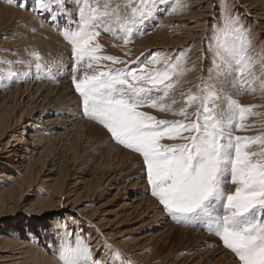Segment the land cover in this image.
<instances>
[{
  "label": "snow or ice",
  "instance_id": "snow-or-ice-1",
  "mask_svg": "<svg viewBox=\"0 0 264 264\" xmlns=\"http://www.w3.org/2000/svg\"><path fill=\"white\" fill-rule=\"evenodd\" d=\"M15 2L48 13L53 20L67 17L66 26L58 30L71 45V80L80 97L81 118L97 122L112 141L141 157L149 194L162 210L176 223L203 227L217 236L238 264H264V136L236 135L250 127L249 117L258 115L253 111L257 105H242L238 97L264 93V50L249 54L250 30L239 16L222 11V23L209 44L216 74L198 93L181 92L180 103L175 89L194 70L186 67L184 50L175 57L156 50L143 60L128 61L102 54L98 37L103 32L128 45L145 34L141 26L162 5L167 4L171 15L182 12L183 0H78L75 19L64 0ZM29 55L33 59L28 61L0 58V63H25L30 69L34 64V72L0 68L5 87L22 79L51 77V65L41 54L32 50ZM118 64L125 66L115 67ZM145 109L180 119L158 118ZM61 231L57 249L61 264H104L101 257H94L75 218ZM104 243L113 253L111 264H125L121 251Z\"/></svg>",
  "mask_w": 264,
  "mask_h": 264
},
{
  "label": "rangeland",
  "instance_id": "rangeland-1",
  "mask_svg": "<svg viewBox=\"0 0 264 264\" xmlns=\"http://www.w3.org/2000/svg\"><path fill=\"white\" fill-rule=\"evenodd\" d=\"M256 1L257 3H255ZM68 2L71 3V5H77V3L72 2V0H64V6L66 8L69 6ZM29 3H31V0H29ZM183 5L182 12L178 11L171 15L167 14V4L162 5L159 12H157L151 19L147 20L141 26V31L145 34L139 35L128 45H124L122 40H115L110 35L103 32L101 33V36L98 37L99 43L103 45L102 54L117 56L128 61L136 60L137 57H140V59L143 60L146 56L151 55V53L156 50H163L164 54H166L168 57H175L178 51L184 50L187 58L186 67L188 69L194 70L188 71L175 89L176 98L180 103L183 102L180 96L181 92L185 94L189 93V91H191L193 94L198 93L200 86H202L205 82L211 83L212 78L216 74V68L214 66L215 55L214 52L209 48V44L214 43L212 39L213 33L216 31L217 25L222 23V11L227 10L234 15H238L243 26L250 30L252 41V47L249 49L250 55L261 53V50H264V20H262L264 19V2L261 0H183ZM30 8L31 7H18L15 0L12 3H9L8 0H0V58H7L8 60L12 61H28L33 59L29 55V51H38L44 58V61L51 65V77H54L56 82H53L51 77L45 78L41 76L40 78H30L27 82L22 79L13 87H5L4 85L7 83V80L0 81V101L4 99L3 95L6 93H14L16 100L23 98L26 92L23 90L32 84H37L40 87H43L44 90L51 88L59 89L58 93H53L51 95L52 98L50 101L44 105L43 109L47 115L41 120H44V122L53 121L54 125L59 127V125L64 124V122L61 121L64 118L58 117L55 111L62 112L63 108L67 106H75L79 111L81 110L80 97L78 93H76L71 80V45H69L66 41L64 43V41L60 39V37L62 39L64 38L60 31H58L57 25H53L55 28L53 30L54 34L51 37H48L47 35L39 37L31 33V31L34 29V26L28 23V19L25 16L29 10L31 11L32 15H34L35 12L32 10V8ZM206 12L208 18L205 16ZM255 14H259L260 19L256 20ZM76 16L74 17L76 18ZM165 17L168 18V20L161 23V20ZM51 18L47 17V19L44 20ZM34 19L37 22L39 21L38 18ZM198 24H203V26L190 29L192 25ZM59 29H62V27H59ZM197 29L199 31H196ZM189 36L190 39L187 40V37ZM163 38L168 40L163 43ZM170 42L175 43H171L169 46L168 44ZM142 53L143 55H141ZM61 62L63 67L60 66ZM124 66L125 65L121 64L115 65V67ZM156 67H162V65H157ZM0 68H12L19 72H34V64L30 69L25 63H15L11 65L0 63ZM256 70L259 71L258 66ZM62 78H67L66 81H70L73 86V93L69 100L64 99L67 96L66 93H60L62 88L65 87L59 83ZM35 90V87H33L31 92L35 93ZM46 94L47 93H44V95ZM238 98L242 105H257L258 107L254 108L253 111L258 113V115L249 117L246 123L250 127L243 131H237L236 135L250 137L264 136V93L257 91L255 93L249 94L245 92L240 94ZM28 100L29 98L27 97L26 101ZM176 107H179V103L176 105ZM26 108V102H21L18 110L19 112H16L13 116L5 117L4 122L0 123V134L5 132V129L7 128L14 129L13 131H22L21 129L26 127L27 131H30L35 128L33 124L41 126L39 123L40 117L37 114L34 116L30 114V116L25 117L21 122H19L20 116L22 115L23 111L26 110ZM3 109L4 108L1 106L0 102V114L3 113ZM145 110L157 115L158 118L180 119V117L173 116L170 113H159L152 109ZM193 110L194 109L192 108L189 109V111ZM28 113H31V110L27 111V114ZM14 120L15 122H13ZM82 120L84 121L83 123L88 131L94 127L100 128V131H98L96 134L97 139L96 143L94 144L96 147H91L88 150L87 154L83 158V162L88 160L90 165L94 164L97 159L98 151L106 147L107 142L111 143L112 145L114 143L117 146L119 156L122 160L119 166L131 171L130 175H128L127 178H124L125 182L118 186L117 189H110L106 194H104L102 199L97 197L93 198L94 200H88L85 205L92 208L94 211L101 210L103 207H109V209L118 211L121 206L124 207L122 210L126 211L132 208V206L138 202L154 206V217L150 215L152 217L150 219L151 222L146 228L142 226V222L136 219L134 220L132 217L128 219L125 217L126 215L124 216L125 218L123 223L116 224L114 226L118 229V231H120L123 243L126 241L128 243L144 244L145 261H140V258L135 256L134 253L127 251L121 244V241H116L115 235L108 236V234L104 232L102 237V246L100 245L97 247L99 248V252L96 251L94 253L96 248H92L94 257L102 258V255L106 253L107 256L112 260V251L106 249L105 246L103 248V245H105L104 242L107 241V243L112 245L113 248L119 249L121 251V260L124 261L125 264L129 260L132 262V264H158L161 260L169 262L179 257L180 254H182V256L189 257L192 260V257L194 256L195 259L192 263H195L197 261H202V257L200 255L202 251L212 250V248H214L211 243L203 242L205 240H202V243H200V239L198 240L195 238H190L187 241L182 240L185 230L194 231L199 229L202 231L201 234H204V236L208 234L209 237H212L215 240L214 242L217 243L216 245L221 247L223 251L229 254L228 258L232 260V264H238L234 254L223 246L222 241L217 236L206 232L203 227H185L180 223H176L165 211L162 210V206L159 204L156 198L149 194L146 177L142 172V165L140 164L141 157L138 154L123 148V146L118 145L114 141H111V139H109L110 134H108L106 130L103 129V127L97 122L91 121L87 118H82ZM29 123L32 124V126H28ZM64 133L65 130H62V128H57V130L54 132H47L44 139L37 145L38 152L43 151L42 153H47L48 141L53 140L55 142L56 140H63ZM6 135L5 141L12 139L11 136H13V134L10 132H8ZM23 138L24 141H27V152H31L30 140L25 139V136ZM252 147L253 150H259L257 145H253ZM2 149L3 147L0 148V167L2 168L0 171H5L9 174L12 171H16V175L14 180L1 178L0 189H4V186L5 188H8L14 185L22 177L28 183L32 181L33 177L24 176L23 173L21 175V172L19 170L17 171L15 166L11 164L14 163L12 161L15 160V158L10 159L3 157L4 154ZM6 162L11 164V166ZM49 165L50 163H47L48 169H45V171L42 172L41 176L39 177L40 180H36L33 187L35 189L34 191L38 192L40 199L43 201L46 199V201H56L57 198L54 196V194H52V189L47 186L45 181H42L45 175L49 173ZM122 186L125 187L122 188ZM118 189H121V192L118 193ZM62 200L63 204L65 201L64 197ZM37 202L39 201H36V197H33L30 199V202H28L27 206H29L30 203ZM21 207H23V205ZM22 210L24 209L22 208ZM22 210L16 212L13 211V214H11L13 217L7 218V221H9L8 223H3V221H0L1 229L3 232H9L10 230L15 229L21 232L23 236H27L31 227L32 231H34L32 234L35 235L33 239L39 241L40 246L46 250H51L53 249L54 245L59 244L58 241L62 235L61 226L64 223L70 224L73 218H75V220L78 222V219L74 213L67 208H48V210L46 209V211L41 213L39 216L36 214H29L25 210V212ZM15 224L16 227L13 228L11 225ZM78 227L80 233L88 238L91 247H93L94 243L91 242V237L94 235V230L100 233V228H96L91 223H84L82 225L80 224ZM57 228L59 229V232ZM54 229V232L57 233L56 237H54V235L51 233V231ZM50 233L52 234V237L50 236ZM87 234H89V237ZM46 238H48L47 241ZM183 244L185 249H181V245ZM54 251L57 253L56 250ZM221 251L216 252L214 257H212L210 260L218 259L221 256L219 255ZM213 262L211 264H213ZM104 264H107V262H104ZM115 264H121V261H116Z\"/></svg>",
  "mask_w": 264,
  "mask_h": 264
},
{
  "label": "bare ground",
  "instance_id": "bare-ground-1",
  "mask_svg": "<svg viewBox=\"0 0 264 264\" xmlns=\"http://www.w3.org/2000/svg\"><path fill=\"white\" fill-rule=\"evenodd\" d=\"M261 1L264 2V0ZM72 2L78 3L77 0H72ZM255 3H257V1ZM68 4L69 6L67 9L75 19L74 16L77 15V7L76 5H71L69 2ZM25 16L28 19V23L34 26L35 31H31V33L39 37H43V35L51 37L54 34L53 30L55 27L53 25H57L58 29L59 27H62L63 29L67 24V17L62 15L57 16L56 20H53L51 15L48 13L35 12L34 15H32L31 11L29 10ZM205 16L208 18L207 12L205 13ZM47 17H50L51 19L44 20L47 19ZM34 18H38L39 21L37 22ZM255 19H260L259 14L255 16ZM167 20L168 18L165 17L161 20V23L166 22ZM198 26H203V24L192 25L190 29H193L194 27L196 28ZM196 31L199 30L197 29ZM165 38L162 39L163 43L168 40ZM60 39L65 43L64 39L61 37ZM188 39H190V36L187 37V40ZM171 43L175 42H170L168 45L170 46ZM62 79L59 83L65 87L62 88L60 93H66L67 96L64 99L69 100L73 93V86L70 81H66L67 78ZM33 87L36 89L35 93L31 92ZM58 90L59 89L53 88L44 90L43 87H40L37 84H32L23 90L26 92L23 98H19L21 100H16L14 93H6L3 95L4 99L0 101L1 106L4 108L3 113L0 114V123L4 122L6 116H13L16 112H19L18 110L21 102H26L27 108L20 116L19 122H21L25 117L30 116V114L32 116L37 114L40 117L39 123L41 124V126L33 124L35 128L30 131H27L26 127H23L21 129L22 131H13L14 129L7 128L5 129V132L0 134V148L3 147V157L10 159L15 158V160L12 161L14 163H11L10 161L8 162L14 165L17 171L19 170L21 172V175L23 173L24 176L33 177L32 181L29 183L26 182V180L22 177L14 185L8 188H5L4 186V189H0V221H3V223H8L9 221H7V218L13 217L11 215L13 214L12 212L21 211L22 208L29 214H36L38 216L41 213H44L46 209L48 210V208H67L77 217L78 225L91 223L96 228H100V233H102V235L100 236V234H98L99 232L94 230V235L91 237V242L94 243L92 248H96L94 253L96 251L99 252V248L97 247L102 244L104 232L108 234V236L115 235L116 241H121V244L127 251L134 253L135 256L140 258V261H145L144 244H134L128 243L126 241L123 243L120 231H118V229L114 226L116 224L123 223L125 217L128 219L132 217L134 220L136 219L142 222V226L146 228L151 222L150 219L152 217L150 215L154 217V206L138 202L135 203L132 208L126 211L122 210L124 209L123 206H121L118 211L109 209V207H103L101 210L94 211L92 208L85 205L88 200L92 201L94 200L93 198L96 197L102 199L108 190L117 189L118 186L125 182L124 178H127L131 171L119 166L122 160L119 156L117 146L113 142V145L107 142L106 147L98 151L97 159L94 164L90 165L88 160L83 162V158L87 154L88 150L91 147H96L94 146L97 139L96 134L98 131H100V128L94 127L88 131L83 123L84 121L81 118L82 112L81 110L79 111L77 107L67 106L63 108L62 112L55 111L58 117L64 118L61 120L64 122V124L59 125V127L54 125L53 121H41L43 117L47 115L43 109L44 105L50 101L52 98L51 95L53 93H58ZM44 93L47 94L44 95ZM27 97L29 98L28 101H26ZM29 110H31V113L27 114V111ZM13 122H15V120ZM28 126H32V124L29 123ZM57 128H62V130H65V133L63 134L65 139L63 138V140H56L55 142L53 140H49L47 153H42L43 151L38 152V143L44 139L47 132H54L57 130ZM8 132L13 134V136H11L12 139L5 141V136H7L6 134H8ZM24 136L25 139H29L31 142V152H27V141H24ZM47 163H50L49 173H46L47 175L41 179L42 181H45L47 186L52 189V194H54V196L57 198L56 201H46L47 199L43 201L40 199L38 192L34 191L35 189L33 187L35 184L34 182L36 180H40L39 177L41 176L42 172H44L45 169H48ZM11 164L8 163L10 166ZM0 170H2L1 167ZM15 172L16 171H12L9 174L5 171H0V179L8 178L7 180H14L16 175ZM125 186H122V188ZM121 189H118V193L121 192ZM33 197H36V201L39 202L30 203V205L27 206L28 202H30V199ZM63 197L65 201L62 204ZM22 205L23 207H21ZM11 226L15 228L16 224ZM57 230L59 232L58 228ZM198 230H185L182 240L187 241L190 238H195L198 240L200 239V243H202V240H205L203 242L211 243L214 246L212 250H204L201 252L200 255L202 257V261L192 263L195 259L194 256L192 257V260L191 258L182 256V254H180L179 257L169 262L161 260L158 264H211L213 261V264H232V260L228 258L229 254L223 251L221 247L216 245L217 243L214 242L215 240L212 237H209L208 234H206L208 236L205 237L206 235L204 236V234H201L202 231ZM54 231L55 229L51 231V233L54 235V237H56L57 233ZM28 232L29 233L27 236H23L21 232L15 229L10 230L9 232H3L0 224V264H61L57 253L54 251H57L59 244L54 245L53 249L51 250H46L40 246L39 241L33 239L35 235L32 234L34 231H32L31 227L30 231ZM51 233L50 236L52 237ZM87 236L89 237V234H87ZM47 239L48 238H46V241ZM104 246L105 245H103V248ZM181 249H185L184 244L181 245ZM218 251H221L219 254L221 256L218 259L210 260ZM105 254L102 255L104 262L111 264L110 257Z\"/></svg>",
  "mask_w": 264,
  "mask_h": 264
}]
</instances>
